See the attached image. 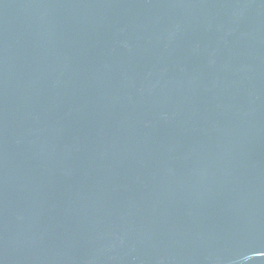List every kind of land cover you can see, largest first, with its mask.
<instances>
[{
    "label": "water",
    "instance_id": "1",
    "mask_svg": "<svg viewBox=\"0 0 264 264\" xmlns=\"http://www.w3.org/2000/svg\"><path fill=\"white\" fill-rule=\"evenodd\" d=\"M0 264H264V0H0Z\"/></svg>",
    "mask_w": 264,
    "mask_h": 264
}]
</instances>
